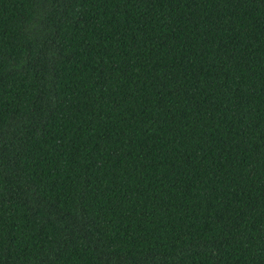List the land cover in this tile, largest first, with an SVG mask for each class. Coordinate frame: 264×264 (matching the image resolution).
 Masks as SVG:
<instances>
[{"label":"trees","instance_id":"obj_1","mask_svg":"<svg viewBox=\"0 0 264 264\" xmlns=\"http://www.w3.org/2000/svg\"><path fill=\"white\" fill-rule=\"evenodd\" d=\"M0 264H264V0H0Z\"/></svg>","mask_w":264,"mask_h":264}]
</instances>
